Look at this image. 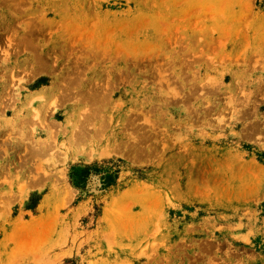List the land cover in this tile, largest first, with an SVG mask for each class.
<instances>
[{"label":"rangeland","instance_id":"rangeland-1","mask_svg":"<svg viewBox=\"0 0 264 264\" xmlns=\"http://www.w3.org/2000/svg\"><path fill=\"white\" fill-rule=\"evenodd\" d=\"M264 0H0V264H264Z\"/></svg>","mask_w":264,"mask_h":264},{"label":"trees","instance_id":"trees-1","mask_svg":"<svg viewBox=\"0 0 264 264\" xmlns=\"http://www.w3.org/2000/svg\"><path fill=\"white\" fill-rule=\"evenodd\" d=\"M66 264H74V261H67Z\"/></svg>","mask_w":264,"mask_h":264}]
</instances>
